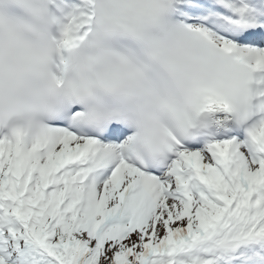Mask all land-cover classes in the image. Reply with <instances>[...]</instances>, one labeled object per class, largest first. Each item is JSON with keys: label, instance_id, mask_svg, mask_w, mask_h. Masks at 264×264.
<instances>
[{"label": "snow or ice", "instance_id": "obj_1", "mask_svg": "<svg viewBox=\"0 0 264 264\" xmlns=\"http://www.w3.org/2000/svg\"><path fill=\"white\" fill-rule=\"evenodd\" d=\"M0 264H264V0H0Z\"/></svg>", "mask_w": 264, "mask_h": 264}]
</instances>
